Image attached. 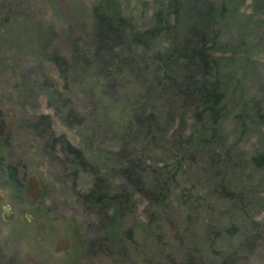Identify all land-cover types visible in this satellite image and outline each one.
Masks as SVG:
<instances>
[{
    "label": "rangeland",
    "instance_id": "obj_1",
    "mask_svg": "<svg viewBox=\"0 0 264 264\" xmlns=\"http://www.w3.org/2000/svg\"><path fill=\"white\" fill-rule=\"evenodd\" d=\"M0 175V264H264V0H0Z\"/></svg>",
    "mask_w": 264,
    "mask_h": 264
},
{
    "label": "trees",
    "instance_id": "obj_2",
    "mask_svg": "<svg viewBox=\"0 0 264 264\" xmlns=\"http://www.w3.org/2000/svg\"><path fill=\"white\" fill-rule=\"evenodd\" d=\"M92 17H93V20L95 21L94 25H95V28L97 30L98 36H99V34H102V33H103V35L104 34L107 35V37L113 36L115 33H112L114 30L110 29V24L114 23V25H117V26H121L123 24L122 23L123 20L120 19L119 17H116V16H113L110 18V20H107L106 16L103 15L102 12L98 11L96 8L92 12ZM115 37H117V36H115ZM99 38L101 39L102 37L100 36ZM100 41L105 46L110 45V43H107L104 39H101ZM67 150L73 152V150L70 149L68 146H67ZM74 153L77 154L75 151H74ZM259 159L262 160L263 158L259 157ZM7 169H8V172L6 175L7 177H6V180H4L5 181L4 183L7 186H9V185L13 186L14 185V188H15V186H17L15 169L13 170L12 168H9V167ZM1 178H2V176H1ZM8 183H10V184H8Z\"/></svg>",
    "mask_w": 264,
    "mask_h": 264
},
{
    "label": "water",
    "instance_id": "obj_3",
    "mask_svg": "<svg viewBox=\"0 0 264 264\" xmlns=\"http://www.w3.org/2000/svg\"><path fill=\"white\" fill-rule=\"evenodd\" d=\"M3 212L6 213L7 212V208H3ZM3 220H7V218L3 217Z\"/></svg>",
    "mask_w": 264,
    "mask_h": 264
}]
</instances>
